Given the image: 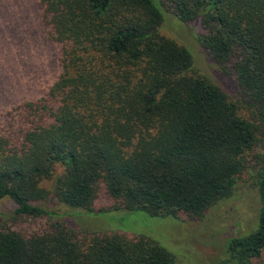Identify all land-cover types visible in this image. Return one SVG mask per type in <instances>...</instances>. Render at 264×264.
<instances>
[{
	"label": "trees",
	"instance_id": "obj_1",
	"mask_svg": "<svg viewBox=\"0 0 264 264\" xmlns=\"http://www.w3.org/2000/svg\"><path fill=\"white\" fill-rule=\"evenodd\" d=\"M38 1L60 72L41 97L0 116V201L15 203L12 218L48 221L31 231L0 221V264H176L148 235L85 231L66 217L200 219L233 196L258 139L244 109L264 111V0ZM167 11L200 19L202 43L235 76L238 98L162 33ZM257 175V226L231 237L216 264H264V167ZM53 195L76 210L51 209ZM100 195L112 200L104 209Z\"/></svg>",
	"mask_w": 264,
	"mask_h": 264
},
{
	"label": "rangeland",
	"instance_id": "obj_2",
	"mask_svg": "<svg viewBox=\"0 0 264 264\" xmlns=\"http://www.w3.org/2000/svg\"><path fill=\"white\" fill-rule=\"evenodd\" d=\"M206 32L200 19L185 23L167 11L162 33L189 48L194 58L193 70L238 98L240 92L235 76L224 73L202 43ZM59 53V46L48 39L44 30L38 0H0V116L24 100L41 97L49 89L60 72ZM244 113L254 116L259 125L257 143L249 152L248 167L233 196L209 208L202 218L191 219L186 215L178 219L160 218L141 210H117L76 212V216L66 219L85 231L113 230L129 236L148 235L173 253L176 264H216L222 259L231 237L254 230L258 223L257 174L264 167V111L254 113L252 108H246ZM62 170V166H57L56 175ZM45 184L51 189L53 181ZM111 201L100 195L94 205L96 209H104ZM48 205L70 215L76 210L54 195ZM14 209L12 200L0 201V221L8 220L17 230H39L46 226V218L10 217Z\"/></svg>",
	"mask_w": 264,
	"mask_h": 264
}]
</instances>
